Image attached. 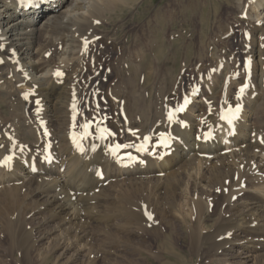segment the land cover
<instances>
[{"label": "bare ground", "instance_id": "obj_1", "mask_svg": "<svg viewBox=\"0 0 264 264\" xmlns=\"http://www.w3.org/2000/svg\"><path fill=\"white\" fill-rule=\"evenodd\" d=\"M20 1L0 0V134H6L8 138V147L1 151L5 150L4 156L13 154L15 158L12 172L0 169V186L9 185L0 187V191L13 199L26 191L35 203L34 213L39 222L28 232L29 235L36 232L35 242L54 236V250L61 249V254L67 256L71 251L82 252L89 243L81 247L69 242L67 247L63 244L71 240L87 243L92 237L86 225L110 221L97 218L95 210H101L108 198L107 191L123 187L118 185L121 181L140 190L184 192L185 179H188L192 181V191L196 195L190 205L191 213L195 215L194 223H202L204 217L210 215L208 200L215 204L212 214L220 210L216 226L212 233L209 232L211 234L192 231L195 249H200L197 245L202 247L208 242L211 244H208L209 251L215 258L227 257L233 264H252L259 256L261 261L255 264H264V191L261 190L264 186V116L260 110L264 104V72L258 80L252 70L253 87L245 93V109L242 119L236 123L237 135L228 137L223 130V138L214 143L196 140L201 127L203 130L210 124L219 127L218 113L224 95L221 94L220 99L215 97L219 81L223 78V72L217 66L210 82L204 80L205 92L201 91L199 100H194L182 117L188 121L189 127L182 129L180 123L173 126L177 140L172 155L162 161L148 158L146 167L121 169L103 150L88 156L77 155L68 143L67 135L71 105L78 103L80 106L86 98L87 103L89 94L95 96L98 91L97 87L91 86L94 77L89 81L94 72L91 75L88 72L98 65L96 60H91L90 53H98V45L103 39L107 41L108 32L102 27L114 16L120 18L127 0H55L52 4L28 11H23ZM254 2L253 7H249L250 11H244V14L248 24L253 23V30L259 31L264 25V0ZM84 38L90 41L87 51L82 47ZM96 38H99L98 42ZM126 44L124 42V46L119 47L120 58L108 66L112 75L105 92L114 115L112 128L124 144L133 146L149 142L155 133L168 127L165 110L170 108L173 90L167 94L165 91L168 86L176 85L177 79L169 84L175 72H171L170 65L164 64L166 60L162 63L159 60L161 54L155 39L147 45L140 43L142 47L138 51L142 60L138 63L125 60ZM148 50L154 52V60L147 59ZM181 66V70L186 68L184 63ZM160 70L166 79L159 85H153ZM56 71H62L65 76H55ZM224 80L225 77L223 83ZM142 82L151 86L150 92L136 90L134 85ZM26 111L38 112L32 115L35 126L38 127L37 120L45 121L54 140L56 162L50 166L40 165L37 175H32L30 166L23 164L24 159L30 163L28 150L40 149V137L30 144L23 129ZM123 114L127 121L122 119ZM32 117L28 119L32 120ZM120 130L122 134H119ZM21 147L25 149L20 152L17 149ZM227 148L231 149L226 154ZM99 166L104 168V180L95 176ZM104 182H108L107 186ZM242 184L245 187L242 188ZM234 197L236 201H233ZM142 202L144 206L148 203L144 197H136L125 205L130 209L133 222L140 225L143 221L146 228L153 219L149 214V204L146 210H140ZM17 224L21 230L20 221ZM247 231L250 234H246Z\"/></svg>", "mask_w": 264, "mask_h": 264}, {"label": "rangeland", "instance_id": "obj_2", "mask_svg": "<svg viewBox=\"0 0 264 264\" xmlns=\"http://www.w3.org/2000/svg\"><path fill=\"white\" fill-rule=\"evenodd\" d=\"M247 2L248 0H127V6L124 13L120 15V18H115L114 16V19L109 20L108 24L106 23L102 27L103 31L108 32L109 37L107 41L103 39L98 45V53H90L91 60H96L98 65L94 67L95 69L89 71L88 74L91 75L93 72L98 71V69L100 70V66L103 65L101 60L102 62L106 61V67L110 66L112 62L115 63L118 60L117 58L121 56L119 54V52L121 53L119 47H123L124 42L127 43L125 60H133L134 63L140 62L142 60L139 58L138 51L142 47L140 43L147 45L150 40L155 39L157 50L161 54L159 55V60H162L161 63L166 60L164 64L170 65L171 72H175L173 79L168 78L170 80L169 84L177 79L176 85L168 86L165 91V94H167L173 90L172 97L170 98V107L173 106V103L177 102L178 96L191 94L194 83L197 84L198 81L200 83L197 85L201 87L202 93L205 92L204 80L209 76L208 74H210L212 68L205 75V79L202 76V82L200 81L201 71L195 69L196 74L193 75V77L196 75V78H194L195 82L194 80L191 81L190 90L187 93L179 87L181 83L178 85L180 75L183 78L180 79L186 85L190 84L186 75L188 77L192 76L191 71H193L196 64L202 65L201 69H203V72L208 67L205 66V63L213 64L216 60L215 72L217 71V66L222 67V70H219L223 72L230 65L233 71L229 73H222L220 71L223 78H226L228 74L239 71V60L235 59L234 64L224 61L225 57H229L232 53L235 56H240L243 78L245 77L243 71L245 60H249L253 64L252 70L254 72H252L256 73L257 79L260 80L259 78L264 75V53H261L264 50L258 51L257 49L261 43H264V25L262 30L254 31L253 23L250 24L249 22L248 24V21L244 20L243 16L240 18V14L242 13L243 15L244 11L248 13L255 3L249 0V4L247 5ZM240 3L242 4L240 5ZM239 5L241 8L238 7ZM240 26L242 30L248 33H255L254 39L252 37L250 39L253 51H245V58L243 57V37L245 33L240 32ZM230 31L234 34H230ZM261 37L262 42L259 40ZM101 44L104 47L100 48ZM247 48L249 49V46ZM262 49H264V45ZM221 52L222 55L219 57ZM147 53V59L154 60L152 57L154 52L148 50ZM258 54H260V58ZM106 55L107 57H103ZM218 57L219 60L217 59ZM221 59L223 63H221ZM255 59L258 61H255ZM167 60H170V62H167ZM182 62H185L184 64L187 66H185L186 68L183 71L180 70ZM260 67L261 72L258 73ZM97 73L96 75H98ZM106 74L109 75V73ZM111 75L112 73L108 76L109 81ZM163 76V71L160 70L157 73V81L153 85H159L160 82L166 79ZM84 77L87 76L85 75ZM103 78L104 75H100L99 77H94L93 81H91V86H94L97 81L102 83L101 87L98 88L97 94H95L97 97L99 93H101V96L102 94L107 95L105 89L109 81L104 82ZM108 78L104 79L107 80ZM223 78L219 81L218 89L215 92L216 99H220L223 96V89H221L223 87ZM142 85L143 82L140 85L134 86L137 87V91L150 92L152 89L146 83L143 87ZM242 85L243 80L240 83L233 82L230 86L228 85L231 88H227L226 96L230 97L232 87H236V92L237 88ZM87 87L89 86L87 85ZM181 90L183 93L180 92ZM200 93L196 94L194 100H199ZM138 98H140V93ZM80 100L82 101V99ZM85 100L83 99L82 102L87 106L88 104L85 103ZM89 100L92 101L95 107L92 97ZM104 100H102V103H104ZM229 100L232 102L234 96L229 98ZM107 105L108 111L113 115L108 97ZM263 105H261L260 110L264 116ZM83 107L85 105L81 106V108ZM95 112L96 114L94 115ZM37 113L36 111H26L25 116L27 117L24 116L26 121L23 122V129L28 134L27 137L30 144L40 137L39 129L35 126L34 118L32 117V115ZM98 113L99 111L96 108L90 110L88 119L96 120ZM28 117H32V120L28 119ZM0 135H2L0 138V157H4L5 150L1 151V149L8 147L6 145L8 138L6 134L1 133ZM21 148L25 149L24 147ZM185 183L184 192H155L154 190L131 188L125 185V181H121L118 185H122L123 187L107 191L106 195L108 198L103 202L101 210H95L97 218L110 221H96L92 226L86 225V227H89L92 237L91 241H87V243L82 240L77 242L75 240L66 241L63 244L65 246L67 242L73 246L78 245L80 247L89 243L87 249L82 248V252L71 251L67 256L61 254V249L54 250L56 244L54 236L48 240L36 243L35 241L38 237L36 232L32 235L28 234L31 228L38 225L39 219L34 213L36 205L29 199L26 191L16 199L8 197L6 193L3 194L4 191H0V264H71L73 261H75V264H233L227 257L215 258L211 255L212 252L209 251V245L211 244L208 242L202 244V247L197 245L200 249H195L192 241V231L196 230L211 234V231L216 226V219L219 216L220 210H215L212 214L211 211L214 210L215 204L208 200L207 204L210 215H206L202 223H194L195 215H192L190 205L192 199L196 198V195L192 191V181L185 179ZM4 186L9 185L6 184L0 187ZM241 187L243 188L245 185L242 184ZM261 190L264 191V186L261 187ZM134 196L144 197L148 202L145 206V203L142 202V208L139 206L140 210H146V206L149 204L150 209L148 210L153 220L151 225L146 228L143 225V221L140 225L133 222L130 209L125 205L129 199L136 198ZM233 201H236V197L233 198ZM139 203L140 200L138 201ZM17 221H20L22 224L21 230ZM246 234H250V232L247 231ZM256 261H261V258L256 256L255 262H252V264H255Z\"/></svg>", "mask_w": 264, "mask_h": 264}, {"label": "snow or ice", "instance_id": "obj_3", "mask_svg": "<svg viewBox=\"0 0 264 264\" xmlns=\"http://www.w3.org/2000/svg\"><path fill=\"white\" fill-rule=\"evenodd\" d=\"M97 23H99V21H97ZM89 43H90V41H89L87 38H84V39H83V47H84L85 51H87ZM57 75H58V76H59V75H62V73L58 72ZM240 91H241V93H243L244 88L242 87V88L240 89ZM25 98L27 99L28 97L25 96ZM37 103H39V102L37 101ZM181 110H182V109H181ZM229 111L232 113V117L229 118V122H232V118H235L236 114L239 113V111H240V107H239V105H237L236 108H235V111H234V112L232 111L231 108L229 109ZM171 118H172V117H171V115H170V116H169V119H171ZM117 147H121V146H120V145H117ZM123 147H127V145H124ZM11 159H12V157H7V158H6V162H10ZM149 218L151 219V217H149Z\"/></svg>", "mask_w": 264, "mask_h": 264}]
</instances>
